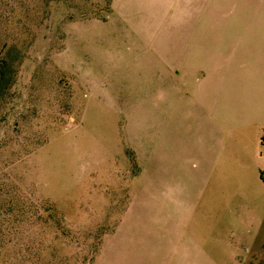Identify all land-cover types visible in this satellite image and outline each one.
Returning <instances> with one entry per match:
<instances>
[{"label": "rangeland", "instance_id": "rangeland-1", "mask_svg": "<svg viewBox=\"0 0 264 264\" xmlns=\"http://www.w3.org/2000/svg\"><path fill=\"white\" fill-rule=\"evenodd\" d=\"M228 3L0 0V264H251L264 5Z\"/></svg>", "mask_w": 264, "mask_h": 264}, {"label": "crops", "instance_id": "crops-1", "mask_svg": "<svg viewBox=\"0 0 264 264\" xmlns=\"http://www.w3.org/2000/svg\"><path fill=\"white\" fill-rule=\"evenodd\" d=\"M242 3L237 6V3H228V4H220V5H212L214 11H211L209 15H207L208 18L206 20L210 22V25H214V27L219 26L221 24H225L227 21H229L230 17L233 16L235 13H240V9L244 8L245 6H248L249 4L252 3H258L259 5H264V0H241ZM232 5L234 7L233 11H230L229 14L223 16L222 13L224 10L228 9V6ZM212 13H213V18H212ZM216 16H223L220 19H217L214 22V19ZM215 17V18H214ZM210 18V19H209ZM222 25V26H223ZM224 35L228 36L229 38H233L236 35H240V33H233L229 35V32L224 33ZM199 52V53H197ZM193 54L197 55L200 54V50L194 48ZM169 66V65H167ZM170 67V66H169ZM210 87V81L208 80V88ZM177 251H174L171 255L170 259L173 258L174 256V264H198V258L195 255V249L197 248V245H195L191 240H185L183 238L181 245L178 247L177 246ZM264 248V245L262 248L260 247L259 249L257 248L255 250V254L253 256V259L251 260V264H264V253L262 252ZM262 249V250H261ZM165 262V261H163ZM207 263H210L209 255L206 260ZM241 264H248V259L245 258L241 261Z\"/></svg>", "mask_w": 264, "mask_h": 264}, {"label": "trees", "instance_id": "trees-1", "mask_svg": "<svg viewBox=\"0 0 264 264\" xmlns=\"http://www.w3.org/2000/svg\"><path fill=\"white\" fill-rule=\"evenodd\" d=\"M6 62H7L6 59L2 58L0 60V81L3 80L2 77H3L5 69H6V65H5ZM263 180H264V178H263Z\"/></svg>", "mask_w": 264, "mask_h": 264}]
</instances>
